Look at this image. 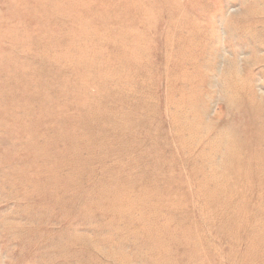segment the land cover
<instances>
[{"label": "rangeland", "instance_id": "1", "mask_svg": "<svg viewBox=\"0 0 264 264\" xmlns=\"http://www.w3.org/2000/svg\"><path fill=\"white\" fill-rule=\"evenodd\" d=\"M0 264H264V0H0Z\"/></svg>", "mask_w": 264, "mask_h": 264}]
</instances>
